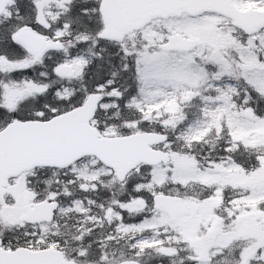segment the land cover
Masks as SVG:
<instances>
[{
    "label": "snow or ice",
    "instance_id": "snow-or-ice-1",
    "mask_svg": "<svg viewBox=\"0 0 264 264\" xmlns=\"http://www.w3.org/2000/svg\"><path fill=\"white\" fill-rule=\"evenodd\" d=\"M234 2L261 22L188 0H0V264H264V189L205 182L264 167V0ZM213 16L233 46L180 39ZM190 195L209 208L191 228L169 210ZM244 198L254 235L233 233Z\"/></svg>",
    "mask_w": 264,
    "mask_h": 264
},
{
    "label": "rangeland",
    "instance_id": "rangeland-1",
    "mask_svg": "<svg viewBox=\"0 0 264 264\" xmlns=\"http://www.w3.org/2000/svg\"><path fill=\"white\" fill-rule=\"evenodd\" d=\"M217 29L213 24H205L203 26H198L194 31H189L186 36H197L202 38V41L207 42L212 45L214 49V54L216 51L223 49L224 46L231 47L233 42L230 40V36L226 38H219L216 36ZM221 45V46H220ZM115 135V133H113ZM256 142H261L260 138H264V131H258L256 133ZM205 182L210 183H221L222 185L232 184L234 186H259V189H264V167L258 169L251 175L245 176L239 169L231 168L227 170V176L225 178L210 177L207 178ZM254 182V184H250ZM258 189V190H259ZM188 200L196 201L193 198H188ZM254 200L252 198H245L236 200L234 202V210H240V216L233 226V233L235 235H254L257 233L259 225L257 224L256 218L262 214L256 211L254 206ZM220 202V194L213 201L209 202V205H216ZM245 209H251V211H245ZM200 214L194 219H189L186 223L190 226L197 223L200 219L206 217L209 213V208L200 204ZM0 215H4L3 210H0ZM185 219V218H184ZM260 224H264V219L260 221ZM215 228V225H214ZM211 230V229H210ZM209 230V232H210ZM206 238V237H202ZM148 264H153L151 260H148Z\"/></svg>",
    "mask_w": 264,
    "mask_h": 264
},
{
    "label": "flooded vegetation",
    "instance_id": "flooded-vegetation-1",
    "mask_svg": "<svg viewBox=\"0 0 264 264\" xmlns=\"http://www.w3.org/2000/svg\"><path fill=\"white\" fill-rule=\"evenodd\" d=\"M206 3L211 4L214 9L219 12V13H223L225 16H229V17H233V23H235L234 17L235 16H239L240 18L246 19L247 18V14L248 12L253 13V8L251 7H240L239 5H237L234 0H205ZM208 24H213L215 26V28L217 29V34L216 36L219 38H226L230 36V33L233 30V24L229 23L227 20H223L221 21L220 18L213 16V17H209L208 18ZM220 25L219 27H217V25ZM197 36H187L186 38H194ZM200 38V37H199ZM200 40L202 41V38H200ZM221 46V45H220ZM224 48H228L226 46L223 47ZM250 184H254V182L250 183ZM255 186H238V187H242V188H253V189H259V186H257L256 184H254ZM245 199V198H244ZM259 201H254V206L257 209V205H258ZM257 211V210H256ZM185 218V222H187L189 220L188 217L183 216Z\"/></svg>",
    "mask_w": 264,
    "mask_h": 264
},
{
    "label": "water",
    "instance_id": "water-1",
    "mask_svg": "<svg viewBox=\"0 0 264 264\" xmlns=\"http://www.w3.org/2000/svg\"><path fill=\"white\" fill-rule=\"evenodd\" d=\"M188 2L193 3L195 6L191 9L192 11L199 12L202 10L203 7H207V3L204 2V0H188ZM144 13L139 10H132L128 13V18H139L140 16H143ZM250 20L249 21H244V20H239L237 19L235 23H243L245 25H248L250 27H255L261 22V19L258 15L251 14L249 16ZM22 37L26 40H32V36L28 33L22 34ZM180 39H184L180 36ZM189 41H197L199 42L198 39H193ZM69 71L71 69L69 68ZM119 157L122 161H127L128 159L131 158V154L127 152H120ZM183 206H179L176 203L169 202V210L172 212L173 215H183V214H190L192 217H194L198 213V206L189 202H182ZM214 230V229H213ZM212 230V231H213Z\"/></svg>",
    "mask_w": 264,
    "mask_h": 264
},
{
    "label": "trees",
    "instance_id": "trees-1",
    "mask_svg": "<svg viewBox=\"0 0 264 264\" xmlns=\"http://www.w3.org/2000/svg\"><path fill=\"white\" fill-rule=\"evenodd\" d=\"M94 51V50H93ZM187 111L193 112L195 111V109H187ZM110 115H115V114H110ZM134 113L132 112H128V113H121L120 118L124 119V118H128V119H132L134 118ZM215 146V147H214ZM219 147V141H216L214 138H210L209 142L203 146H197L196 151L201 152L202 154H208V153H212L215 154V151L218 150ZM244 158H248L249 157V153L248 152H244L243 153ZM39 173H37V179H39ZM196 189H192L191 191L192 194H194L196 191ZM73 221H69V223H72ZM158 264V261L153 262V264ZM146 264H148V260L146 258Z\"/></svg>",
    "mask_w": 264,
    "mask_h": 264
}]
</instances>
